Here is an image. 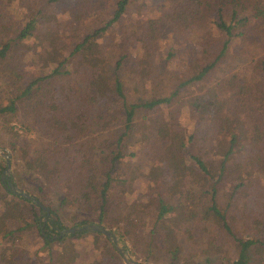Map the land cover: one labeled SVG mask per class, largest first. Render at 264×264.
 I'll use <instances>...</instances> for the list:
<instances>
[{
	"label": "trees",
	"instance_id": "16d2710c",
	"mask_svg": "<svg viewBox=\"0 0 264 264\" xmlns=\"http://www.w3.org/2000/svg\"><path fill=\"white\" fill-rule=\"evenodd\" d=\"M3 1L0 0V12ZM59 1L46 0L45 4L53 7V3ZM130 2L118 0L109 21L75 35L73 43L65 45L60 43V39L50 42L54 50V66L28 80L24 71L27 55H24L23 43L33 36L38 16L55 17L39 9L23 26L0 20V63L6 64L4 73L9 80L8 88H12L7 103L0 100V114H15L22 103L35 124L45 128L49 138L35 155H31L27 147L18 144L19 135L12 133L14 142L11 150L21 153L33 186L40 193L35 199L45 203L44 192L47 189L56 190L61 202L71 201L82 211L97 216V221H75L73 227L93 223L106 226L111 210L118 202V216L115 217L118 229L111 232L119 235L120 242H125L127 236L136 234L138 222L144 219L146 210L135 208L143 203V209L149 208L152 213L150 235L163 236L171 264L179 257V232H190V226L202 220L217 223L233 238L238 246V255L232 264H252L251 250L256 246L264 250V237L244 238L238 235L226 212L221 210L217 196L219 185L227 176L235 184L233 197L239 194V190L245 192L253 180V173L260 166L264 167V117H261L264 114H260L262 108L257 105L258 92L264 93V0H165L171 12L148 20L143 36L157 37L166 24L175 31L198 29L199 33L213 26L224 40L215 47L213 59L190 78L180 81L168 97L139 103L130 102L121 78H112L108 66L102 65L99 59V40L123 18ZM143 36L137 33L136 39L142 40ZM236 38L247 42L235 54L250 62L249 69L238 70L221 81V88H228L232 97L226 93L228 90L223 98L216 90L210 89L209 93L192 101L191 110L197 117L196 124L193 133L189 137L184 136L167 123L165 107L178 103L180 92L187 85L204 80L220 68ZM65 47L68 49L64 53ZM126 58L123 55L118 66ZM63 80L70 83L62 85ZM233 105L236 108L230 111ZM141 113L147 115L144 117L150 115L153 133L158 139L170 140L167 160L179 179L177 185L185 187L175 199L166 198L161 193L153 198L148 194L133 197L134 177L128 174L133 161H126L125 139L135 132ZM116 121H121L124 131L98 143L100 135L109 131ZM215 124L219 127L225 125L230 135L217 167L210 166L196 149L201 142L198 138H203ZM82 132L89 133L87 141H81L79 136ZM97 132L100 134L94 136ZM218 135L221 141L227 140V136H222L220 131ZM131 155L134 156L135 152ZM6 166H0V173L5 171ZM246 177L250 178L249 181ZM164 180L161 177V181ZM148 188H151L150 185ZM5 190L13 198L12 207L0 210V242L5 239L19 240V237L37 233L41 243L39 250L46 251L49 264H54V244L93 236L92 241L86 243L93 251L102 249L100 255L95 253L97 258L110 263L120 262V254L113 242L102 232L85 230L61 235L68 228L51 206V217H48V213L35 201L14 194L8 185H5ZM128 200L132 201L131 209L123 213V206ZM172 214H175L174 217ZM36 255L28 256L24 243L23 247L11 244L10 248H3L0 253V257L8 259V264H31L29 258L33 259ZM82 255L81 251L65 253L58 264H90L89 258L85 260Z\"/></svg>",
	"mask_w": 264,
	"mask_h": 264
},
{
	"label": "rangeland",
	"instance_id": "374dc122",
	"mask_svg": "<svg viewBox=\"0 0 264 264\" xmlns=\"http://www.w3.org/2000/svg\"><path fill=\"white\" fill-rule=\"evenodd\" d=\"M45 1L4 0L1 7L0 20L10 21L19 26L31 20L39 9L55 17V19H50L47 15L38 16L39 22L33 36L23 43L24 55H27V64L24 68L27 80L42 71H49L54 66V50L50 42L60 39V43L65 45L73 43L75 35L93 30L109 21L118 2V0H60L53 3V7H48ZM170 12L171 8L165 4V0H131L123 18L99 40L100 62L108 66L112 78L115 76L121 78L130 102L139 103L168 97L180 81L190 78L207 61L213 59L215 47L224 40L223 35L218 33L213 26L199 33L198 29L175 31L171 25L166 24L161 28L157 37L152 39L143 36L145 31L143 28L148 20L160 18ZM137 33L143 36L142 40L136 39ZM246 43L242 38L234 39L230 45V52L220 68L204 80L187 85L180 92V101L170 107H165L169 125H172L176 131L182 132L184 136L189 137L193 133L197 117L192 114V101L197 96L209 93L210 89L216 90L219 96L224 98V92L228 88L222 89L221 81L238 70L247 71L249 69L250 62L238 56L239 54L237 56L235 54L240 48H244ZM66 49L68 47L64 48V53ZM123 55L127 58L118 66ZM5 68L6 64L0 63V100L7 103V98H11L12 88H8L9 80L4 73ZM250 72L249 70L251 75ZM68 83H70L69 80L62 81V85ZM226 93L232 97L230 90ZM258 95L257 105L262 108L260 114H264V93L258 92ZM235 108V105L231 106L230 111ZM144 116L147 115L145 113L139 115L135 132L125 139L126 161H133L128 169V174L134 177L133 197L138 198L142 194H148L153 198L161 193L166 198L175 199L181 195L185 187L177 185L179 179L174 175L173 167L167 160L166 151L170 146V140L158 139L153 133L150 115ZM9 120H11L10 123ZM123 131L121 121H116L112 123L109 131H104L100 135L98 143L112 138L113 135H119ZM219 131L222 136H227V140L221 141ZM12 133L19 135L18 144L27 147L31 155H35L49 141L45 128L35 124L32 115L22 103L15 114H0V147L4 155L11 154L9 173L5 176H3L4 172L0 173V210L12 207L13 197L5 190V185L9 182L13 183L18 190L34 198L40 195L33 186L29 171L24 167L21 153L19 151L14 153L11 150V144L14 142ZM99 134L100 132H97L94 136ZM88 135V132H82L79 137L83 142L88 140ZM204 137L198 138L201 142L196 146L197 153L205 157L210 166L217 167L227 141L230 139L227 127L225 125L219 127V124H215V127L209 130ZM133 152H135L134 156L131 155ZM4 155L0 152V166L6 165ZM263 168L260 166L253 173V178L251 177L253 180L249 182L245 192L241 193L239 190L237 196L231 197L235 184L229 176L219 185L217 196L219 206L228 215L229 222L234 225L236 233L244 238L264 237L262 227L264 225ZM161 177L165 180L161 181ZM246 179L249 181L250 178L246 177ZM44 194L45 203L43 204L48 208L51 206L67 228L73 227L75 221L95 220L97 217L87 211H82L71 201L61 202L59 192L56 190L47 189ZM131 204L132 201L128 200L123 206V213L131 209ZM116 205L111 210L107 225H102L107 230L115 232L118 229V222L115 221V217L118 216V202ZM135 208L146 210L144 219L138 222L136 234L132 237L127 236L125 242H120L119 235L114 234L117 244L125 249L128 259L141 264H171L163 236L161 234L150 235L153 220L150 219L152 213L149 212V208L143 209V203H139ZM172 215L174 217L175 214ZM178 237L180 252L178 260L173 264H232L238 255V246L233 238L213 221L202 220L194 223L190 226V232L180 231ZM90 239H93V236L79 240L70 239L65 244H54V264L62 261L65 253L71 251H81L84 254L83 259L89 258L90 264H127L125 257L118 251L119 263L118 261L110 263L103 258H97L95 253L100 255L103 251L100 248L93 251V248L86 243V241H92ZM22 242L28 256L37 253L33 259L29 258L31 264H49L46 251L39 250L41 243L37 233L24 236V238L19 237V240H2L0 253L3 248H10L11 244L13 247H23ZM251 261L252 264H264V250L258 246L253 247ZM0 264H8V259L0 257Z\"/></svg>",
	"mask_w": 264,
	"mask_h": 264
},
{
	"label": "water",
	"instance_id": "95a60500",
	"mask_svg": "<svg viewBox=\"0 0 264 264\" xmlns=\"http://www.w3.org/2000/svg\"><path fill=\"white\" fill-rule=\"evenodd\" d=\"M0 152H2V154L4 155V152H3L1 147H0ZM4 157L6 159V165L7 166H6V169H5L4 173H3V176L7 175V173H9V171L11 169V154L9 153L7 155H4ZM7 185L9 186V189L14 194H16L18 196H23V197H26L27 199L35 201L38 204V206L43 209V211L48 213V217H51V210L48 207H46L43 203H41L40 201H38L37 199H35L31 195L25 193L24 191L18 190L13 183L9 182ZM85 230L92 231V232H102L103 234H105L114 243V247L116 248V250L121 255H123L125 257V262L127 264H141V263H139L137 261L128 259L126 257L127 256V252L125 251V249H123L122 247H120L117 244V240H116V237H115L114 233L109 231V230H107L102 225L88 224L85 227H72V228H68V229L63 230L61 232V235H68V234H72V233H80V232H83Z\"/></svg>",
	"mask_w": 264,
	"mask_h": 264
}]
</instances>
